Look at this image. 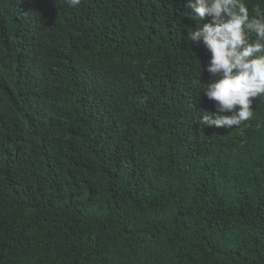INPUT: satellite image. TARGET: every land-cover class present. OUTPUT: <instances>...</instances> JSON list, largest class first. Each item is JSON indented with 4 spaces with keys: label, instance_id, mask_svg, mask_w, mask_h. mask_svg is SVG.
<instances>
[{
    "label": "trees",
    "instance_id": "16d2710c",
    "mask_svg": "<svg viewBox=\"0 0 264 264\" xmlns=\"http://www.w3.org/2000/svg\"><path fill=\"white\" fill-rule=\"evenodd\" d=\"M48 1L0 0V264H264V99L239 127L198 123L215 102L186 0ZM100 17L119 50L81 38Z\"/></svg>",
    "mask_w": 264,
    "mask_h": 264
},
{
    "label": "clouds",
    "instance_id": "9594fccd",
    "mask_svg": "<svg viewBox=\"0 0 264 264\" xmlns=\"http://www.w3.org/2000/svg\"><path fill=\"white\" fill-rule=\"evenodd\" d=\"M85 1L50 0L47 3L51 7L56 3L77 8ZM185 8L187 11L184 15L195 21V27L188 29L187 36L183 38L188 45L202 44L209 54L203 70L211 75L212 80L207 84L200 83V92L215 102V111H202L198 123L203 128L239 127L253 117V101L257 97L264 99V10L257 7L254 12H250L246 0H186ZM44 9L45 7L38 8V12L41 13ZM101 18L84 22L79 30L81 38L93 39L101 51L109 52L115 48L119 50L118 43L110 39L104 25H101ZM205 18L207 22L201 23ZM86 26L92 27V30L86 32ZM35 40L36 38L31 43L28 55H35L37 52L40 40ZM141 59L146 61V58ZM162 59L164 67L158 69L156 77L152 76L151 89L162 78L161 74L164 75L168 70L173 72L172 52L166 50ZM122 61L127 71L140 72V57L135 60L130 50L129 54H122ZM197 61L200 75L202 65L198 59ZM126 63L129 67H126ZM115 94L113 81L106 77L99 92L96 86L91 100L94 103L98 97L97 105L100 106L101 114H105L116 110L114 106L116 107L118 98ZM199 131L198 129L197 132Z\"/></svg>",
    "mask_w": 264,
    "mask_h": 264
}]
</instances>
